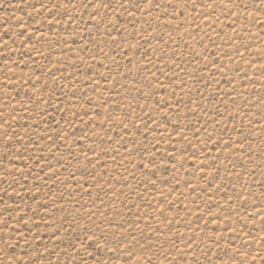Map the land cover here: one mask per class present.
Instances as JSON below:
<instances>
[{"label": "rangeland", "instance_id": "rangeland-1", "mask_svg": "<svg viewBox=\"0 0 264 264\" xmlns=\"http://www.w3.org/2000/svg\"><path fill=\"white\" fill-rule=\"evenodd\" d=\"M134 2L0 0V264H264V4Z\"/></svg>", "mask_w": 264, "mask_h": 264}, {"label": "snow or ice", "instance_id": "snow-or-ice-1", "mask_svg": "<svg viewBox=\"0 0 264 264\" xmlns=\"http://www.w3.org/2000/svg\"><path fill=\"white\" fill-rule=\"evenodd\" d=\"M129 2L131 3V6H132L133 9H139L140 6H141L140 3H136V2H134V0H129ZM143 2L146 3V4H149V5L152 4V0H143ZM258 2L261 3V4H264V0H258ZM119 7L124 8L125 4L124 3H120ZM258 10H260V9H258ZM145 126H147V123H146ZM149 163L153 164V163H155V161L154 160H149ZM126 264H127V262H126Z\"/></svg>", "mask_w": 264, "mask_h": 264}]
</instances>
